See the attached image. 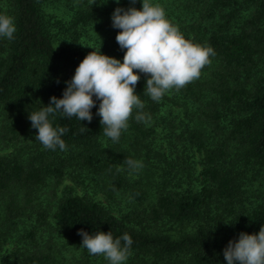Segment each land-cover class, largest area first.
I'll return each mask as SVG.
<instances>
[{"label": "trees", "instance_id": "1", "mask_svg": "<svg viewBox=\"0 0 264 264\" xmlns=\"http://www.w3.org/2000/svg\"><path fill=\"white\" fill-rule=\"evenodd\" d=\"M44 1L0 6L17 27L13 40L0 38V247L15 227L23 228L9 262L60 264L43 239H51L53 219L69 239L82 238L81 229L111 231L114 238L127 233L143 264H227L228 242L264 225V0H157L186 39L215 50L211 64L159 102L146 94L140 74L135 91L147 119L136 121L134 111L119 142L103 134L99 101L90 123L50 114L53 127L67 130L66 151L35 140L29 113L52 96L62 98L89 52L123 62L126 50L116 42L117 29L98 42L78 35L57 42L51 29L58 22ZM195 154L202 156L197 176ZM126 159L142 161L140 176L129 174ZM75 166L93 170L97 184L109 186V201L120 195L112 206L117 213L69 186L51 185V196L43 192ZM166 225L181 231L163 233Z\"/></svg>", "mask_w": 264, "mask_h": 264}, {"label": "clouds", "instance_id": "2", "mask_svg": "<svg viewBox=\"0 0 264 264\" xmlns=\"http://www.w3.org/2000/svg\"><path fill=\"white\" fill-rule=\"evenodd\" d=\"M130 3L135 4L136 0ZM111 19L112 26L120 30L116 42L126 50L123 62L101 51L89 52L66 82L62 98L52 96L48 106L29 113L31 127L37 130L35 140L45 149L67 150L61 138L67 130L53 127L50 114L60 112L90 123L91 110L97 101L100 103L96 114L101 118L104 136L119 142L122 132L129 128L134 111L136 121L147 119L143 112L145 104L135 91L140 74L146 77V94L159 102L169 91H179L199 79L202 69L216 55L210 45L186 39L179 27L167 18L165 9L151 0H142L140 9L117 7ZM16 31L15 18L0 13V38L11 41ZM125 163L132 172L143 168L140 160L126 159ZM78 235L82 236L81 247L90 255L103 256L109 264H126L131 255L133 241L127 233L114 238L111 231L90 235L81 229ZM223 255L227 264H264V225L258 233L242 232L238 240H230Z\"/></svg>", "mask_w": 264, "mask_h": 264}, {"label": "rangeland", "instance_id": "3", "mask_svg": "<svg viewBox=\"0 0 264 264\" xmlns=\"http://www.w3.org/2000/svg\"><path fill=\"white\" fill-rule=\"evenodd\" d=\"M44 2L48 5L47 11H49L50 15L54 16L53 21L58 22L52 27L51 32L59 43H69L75 35H78L81 41L98 42L106 33H116L119 30L112 26L111 19L112 13L117 7L124 9L129 7L142 8V0H136L135 4H131L130 0H120L119 4L116 3V0H45ZM151 2L162 6V2H157V0H151ZM0 6L6 7V0H0ZM172 6L175 5L173 4ZM169 11L168 9L167 12ZM162 136L163 130H159L154 141L160 142V137ZM9 150L12 149L9 148L6 151ZM194 160L195 164L192 166L195 167L194 173L197 176L201 170L202 156L195 154ZM116 166L119 169L123 168L122 164L117 163ZM140 172L141 170L138 172L130 171L129 174L137 177L140 176ZM92 173L93 170L80 166L65 167V175L61 184L56 185L55 179H51L45 184L47 188L43 192L51 196V185H55L56 189L69 186L79 195L93 197L114 211L113 207L119 206L118 200L121 198L120 195L109 201L107 194L111 192V189L102 183L97 184L96 178ZM46 201H50V198H47ZM114 213H117V211H114ZM50 222L51 227H49V230H52L51 239H48L46 234H44L43 239L46 240L49 250L51 249L52 260L60 264H109L103 256L90 255L85 248L81 247L82 238L75 237L69 239L63 231H61L62 233L59 232L57 229L58 225H56L53 219H50ZM136 227L140 226L137 225ZM161 231L172 234L181 230L180 228L166 225L161 227ZM22 232L23 228L15 227L9 237V241L0 247V264H14L12 260L9 262V259L13 255V250L20 240ZM126 264H143V262L131 253Z\"/></svg>", "mask_w": 264, "mask_h": 264}]
</instances>
